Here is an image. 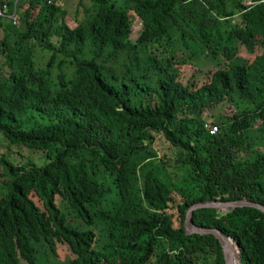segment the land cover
Instances as JSON below:
<instances>
[{
    "label": "trees",
    "instance_id": "16d2710c",
    "mask_svg": "<svg viewBox=\"0 0 264 264\" xmlns=\"http://www.w3.org/2000/svg\"><path fill=\"white\" fill-rule=\"evenodd\" d=\"M50 1L0 0L6 15L26 6L24 30L0 37L1 139L51 156H0V264H43V244L67 246L65 264H224L214 237L186 236L184 222L205 202L264 207V0H80L75 28ZM131 16L141 22L133 41ZM38 50L50 54L42 71ZM173 65L204 81L181 83ZM151 156L153 168H137ZM191 222L231 239L240 264H264L258 210L203 209Z\"/></svg>",
    "mask_w": 264,
    "mask_h": 264
},
{
    "label": "rangeland",
    "instance_id": "374dc122",
    "mask_svg": "<svg viewBox=\"0 0 264 264\" xmlns=\"http://www.w3.org/2000/svg\"><path fill=\"white\" fill-rule=\"evenodd\" d=\"M80 0H56V3L59 6H63L67 11V16H66V22L67 25L70 28H75L76 27V22H75V13L77 12V17L81 21L83 19V8L81 10L78 9V4ZM249 1L244 0V4H247ZM84 5H89V2L87 0L83 1ZM26 6L21 3L20 8H19V17H21V14L25 10ZM1 15V13H0ZM8 16H0V24L2 25L0 27V37L4 36V29L10 28L9 30L6 29L8 32H13L16 33L18 31H23L24 28L22 24L20 23L18 26H15L13 24L10 25V20L9 18H5ZM3 18V19H1ZM15 27V28H14ZM141 28V22L136 16H131V28H130V33L128 39L130 41H133L137 35L138 32ZM49 53L47 51H42L38 50L36 62H37V70L42 71L47 68L46 62L47 59L49 58ZM245 58H248L244 56ZM243 58V57H241ZM244 59V58H243ZM249 61L251 58H248ZM170 71L173 72V75L177 80H180L181 83H186L189 80H194L195 82H198V84L202 83L204 80L201 79V74L197 73L195 69L185 66V65H173L170 68ZM59 71L57 68L53 70V77H56L58 75ZM63 73L65 76L70 79L72 77L73 70L70 65H66L63 67ZM144 79H151V68L148 69L147 73L144 75ZM149 99V98H147ZM220 111H223L224 115H228L231 110L229 109H224L223 106H221ZM153 148L157 151L159 156H163L166 153V150L168 149L167 144L158 136H156L154 143H153ZM49 154L45 155V159H43V153L35 150H30L25 147H17L8 144L7 142L3 141L1 139L0 135V156H5L6 159L9 161L17 164V165H25L28 163H35V164H45L51 156H48ZM153 157L148 158L147 160H144L142 162H139V165L137 168L143 164H151V168H153V164L151 160ZM4 170L2 165H0V182L5 180V176L3 175ZM6 192V189L4 186H0V196H2ZM36 202L38 203L37 199L35 198ZM57 204L62 212L67 218V220L73 224H76L79 222V219L76 218L75 214L70 210L66 200L63 198V196H58L57 197ZM169 215L172 217L174 226L178 225V218L177 214L173 210L168 211ZM38 254L41 257V260L43 264H59V263H66L70 258H71V253L67 246L65 245H58L56 253H52L48 247V245L43 244V247L38 249Z\"/></svg>",
    "mask_w": 264,
    "mask_h": 264
},
{
    "label": "water",
    "instance_id": "95a60500",
    "mask_svg": "<svg viewBox=\"0 0 264 264\" xmlns=\"http://www.w3.org/2000/svg\"><path fill=\"white\" fill-rule=\"evenodd\" d=\"M255 209L261 212L264 215V207L259 204L249 202L247 200H239L233 202H205L193 205L187 212L185 222H184V231L186 236L191 235H199V236H213L214 239L218 242L221 252L223 254L224 264H231L230 262V252L236 248L237 250V259L240 264L239 252L236 244L229 238L224 237L220 231L216 229H205L198 228L194 226L191 222V216L193 212L203 210V209H211L220 214H227L229 212H233L238 209Z\"/></svg>",
    "mask_w": 264,
    "mask_h": 264
},
{
    "label": "built area",
    "instance_id": "2783aa9c",
    "mask_svg": "<svg viewBox=\"0 0 264 264\" xmlns=\"http://www.w3.org/2000/svg\"><path fill=\"white\" fill-rule=\"evenodd\" d=\"M49 2H51V1L49 0ZM245 5L249 6L250 3L248 2ZM6 10H7V6L6 5L1 6V4H0V13H1L0 16H8L12 20V23L15 26H17L19 24V20H18L19 16L17 15V13L15 12V14L6 15ZM8 17H5V18H8ZM203 129L209 136H215L217 134V132H218L217 127L211 126V125H207V124L203 126Z\"/></svg>",
    "mask_w": 264,
    "mask_h": 264
},
{
    "label": "bare ground",
    "instance_id": "6f19581e",
    "mask_svg": "<svg viewBox=\"0 0 264 264\" xmlns=\"http://www.w3.org/2000/svg\"><path fill=\"white\" fill-rule=\"evenodd\" d=\"M230 262H231V264H239V261L237 259V250H236V248H234L230 252Z\"/></svg>",
    "mask_w": 264,
    "mask_h": 264
}]
</instances>
